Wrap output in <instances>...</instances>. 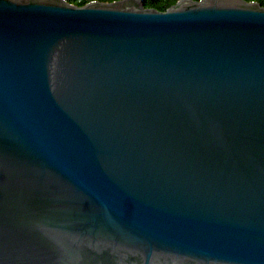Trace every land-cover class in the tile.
<instances>
[{"label": "water", "instance_id": "obj_1", "mask_svg": "<svg viewBox=\"0 0 264 264\" xmlns=\"http://www.w3.org/2000/svg\"><path fill=\"white\" fill-rule=\"evenodd\" d=\"M0 264H264V6L0 0Z\"/></svg>", "mask_w": 264, "mask_h": 264}, {"label": "trees", "instance_id": "obj_2", "mask_svg": "<svg viewBox=\"0 0 264 264\" xmlns=\"http://www.w3.org/2000/svg\"><path fill=\"white\" fill-rule=\"evenodd\" d=\"M67 2L77 5L84 6L91 2H114L118 0H66ZM179 0H142L144 7L146 8H155L160 11H165L172 5L176 4ZM248 2H257L264 6V0H247Z\"/></svg>", "mask_w": 264, "mask_h": 264}]
</instances>
